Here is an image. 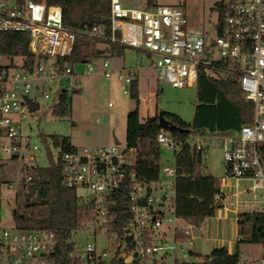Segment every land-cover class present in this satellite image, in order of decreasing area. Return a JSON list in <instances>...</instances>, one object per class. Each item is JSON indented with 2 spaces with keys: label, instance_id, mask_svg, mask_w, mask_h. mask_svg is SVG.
<instances>
[{
  "label": "built area",
  "instance_id": "obj_1",
  "mask_svg": "<svg viewBox=\"0 0 264 264\" xmlns=\"http://www.w3.org/2000/svg\"><path fill=\"white\" fill-rule=\"evenodd\" d=\"M182 2L184 7L177 2H156L137 8L110 0L108 34L100 25L88 33L142 52L157 79L174 88L196 84L200 72L236 78L244 99L252 105L251 121L225 134L199 132L186 139L196 149H204L202 141H211L214 136L221 143L223 180L213 200L219 205L217 209L225 211L229 196L249 188H264V0H215L211 32L190 25L187 10L192 4L189 0ZM0 30L27 32L29 52L41 58L29 68L23 61L7 67L8 61L4 63L0 57V161H20L23 172L13 182L5 176L4 167L0 168L1 201L3 190L12 191L14 186L22 189L41 166L40 147L22 131L20 118L28 111L25 99L36 101L33 91L44 99L55 95L56 101L58 93L67 88L62 80L73 69L58 67L55 59L71 53L75 32L62 24L58 5L33 0H0ZM141 65L136 61L134 67L121 68L118 78L129 85ZM101 66L108 77V60L103 59ZM94 69L95 65H86L84 71ZM123 92L128 93L125 89ZM154 140L159 150H179L166 129L159 128ZM59 159L61 182L75 188L79 200L89 207L92 218L83 227L92 228L94 235L101 231L106 235L107 225L114 218V194H123L129 217L122 233L106 236L116 243L125 264H205L201 248L195 247L197 229L174 213L175 162L174 167L163 168L165 175H173L172 180H161L158 172L155 180L146 181L133 169V150L119 143L101 148L74 146ZM240 180L253 184L233 191ZM258 202L253 196L250 205ZM236 204L241 202L236 200ZM232 212L240 214L236 209ZM179 220L183 225L176 224ZM56 246L52 232L0 226V264H52L48 257ZM73 255L96 257L91 244ZM246 264H264V248L257 259Z\"/></svg>",
  "mask_w": 264,
  "mask_h": 264
},
{
  "label": "trees",
  "instance_id": "obj_2",
  "mask_svg": "<svg viewBox=\"0 0 264 264\" xmlns=\"http://www.w3.org/2000/svg\"><path fill=\"white\" fill-rule=\"evenodd\" d=\"M46 4H55L61 8L62 24L75 32V40L71 53L64 58H56L58 67L73 66L88 58L121 56L126 46L110 43L108 38L91 36L88 30L94 26H102L106 35L109 32L110 0H33ZM156 0H145V6L151 7ZM178 6L184 7L182 0ZM28 33L25 31L0 30V57L5 58L12 67L16 58L23 61V66L33 67L41 58L28 50ZM101 43L103 49L91 47V43ZM25 62V64H24ZM74 89V88H72ZM75 90V89H74ZM61 90L50 111L57 117H62L70 111V101ZM138 85L134 77L129 84V94L135 99L136 106L129 111L125 123L126 147L133 150V169L141 180H155L159 172L160 150L155 144V133L158 126L157 115L139 118ZM196 101L191 122L183 121L178 115L161 112L174 127L171 136L179 145L174 153V213L176 217L200 228L207 217H212L219 207L213 200L218 190L216 178L202 172L204 149L190 146L186 139L191 134L199 132L225 134L237 130L241 125L249 123L252 115V105L243 97L236 78L232 76L213 77L200 72L196 81ZM45 145L46 164L39 166L33 172L32 180L21 190L22 203L13 209V227L17 229L52 232L57 240L54 254L48 257L52 264H125L119 254V249L107 260L100 257L79 258L73 255L75 251L71 237L74 231L91 221L89 207L82 203L75 188L67 187L61 182V164L59 156L70 151L74 145L68 136H41ZM50 144L57 149L54 156ZM5 161H0L3 168ZM116 202L112 208L113 222L107 225L106 235L122 233L129 217L126 201L121 193L114 194ZM113 197V198H114ZM237 221V232L243 231V225L250 222L249 239L251 242L264 245V214L243 213ZM240 240L238 239L237 242ZM205 264H246L240 260L237 252L230 253L226 247L213 248L209 255H204Z\"/></svg>",
  "mask_w": 264,
  "mask_h": 264
},
{
  "label": "rangeland",
  "instance_id": "obj_3",
  "mask_svg": "<svg viewBox=\"0 0 264 264\" xmlns=\"http://www.w3.org/2000/svg\"><path fill=\"white\" fill-rule=\"evenodd\" d=\"M121 1L127 6L145 7V0ZM178 1L180 0H156L158 4H173ZM189 2L192 4L188 5L187 10L190 25L211 32L216 17L215 12L211 9L215 0H189ZM91 47L101 50L104 45L92 42ZM118 57L108 59L110 65L108 77H105L102 72V59L99 60L100 65L97 63L98 60L88 58L73 66L72 73L62 80L67 86L65 93L70 101V111L65 116L57 117L50 111V107L55 102L53 100L55 95L44 99L36 91L32 92L39 108L33 112L25 111L20 120L22 131L31 135L40 147L39 164L43 165L47 162L45 145L41 136L65 135L69 137L74 146L101 148L112 145L114 139L121 146L125 145L126 116L129 111L135 108L136 103L129 94V85L118 78V70L114 69L118 64H122L126 69L134 67L136 61L142 63L136 70L138 111L141 120L155 114V111H157L156 114L161 111L178 115L183 121L191 122L194 106L197 103L196 84L174 88L168 83L158 80L154 69L150 66L149 58L130 47H126L123 55ZM1 61L5 63L6 59L1 58ZM19 62V58L14 60V63L19 64ZM86 65H95L96 69L85 72ZM124 89L128 93H124ZM202 144H205L202 172L216 178L219 185L223 180L221 143L214 136L211 141L203 140ZM50 149L56 156L57 149L51 144ZM159 167L161 180L173 179L172 174L165 175L163 172L165 167H174L172 149H160ZM3 169L5 176L13 182L20 179L23 173L21 162L17 160L6 161ZM252 184L250 180H240L237 181L236 188L232 190H242L245 187H251ZM21 190L16 186L12 191L3 190L0 201V226L13 227L12 211L22 203ZM226 190L230 191L231 189ZM15 192H17V198H15ZM253 196L259 201L255 206L250 205ZM236 200L241 202L239 206L236 204ZM226 205L227 210L216 209L214 216L207 217L201 227L195 230L199 237L195 241V247L201 248V241L205 239L209 249H213L216 247V242H212L211 238L217 233L222 235L226 232L227 236H225L234 240L233 245L230 246L232 251L237 252L243 262L249 263L260 256L264 245L250 241V222H246L243 225V231L238 233L237 221L240 218L239 215L243 213L264 214V188H249L248 191L240 192L236 196H229ZM232 209H236L240 214H233ZM176 224L183 225V221L179 220ZM225 228H228L227 231H223ZM238 239L239 242H237ZM71 241L74 243L75 253L81 251L86 244H91L94 246L96 258L99 256L102 260L109 259L116 250V243L113 240H109L103 231L94 235L92 228L76 229Z\"/></svg>",
  "mask_w": 264,
  "mask_h": 264
},
{
  "label": "water",
  "instance_id": "obj_4",
  "mask_svg": "<svg viewBox=\"0 0 264 264\" xmlns=\"http://www.w3.org/2000/svg\"><path fill=\"white\" fill-rule=\"evenodd\" d=\"M25 103L27 105L29 112H33L39 108V104L36 101L31 100L30 98H26ZM157 120H158V126L160 128L171 130L174 127L172 124L169 123V121L166 118L163 117V115L160 111L157 113ZM114 144H118V141L116 139H114ZM210 250L211 249H209L206 240L202 239V241H201V253L203 255H209Z\"/></svg>",
  "mask_w": 264,
  "mask_h": 264
},
{
  "label": "crops",
  "instance_id": "obj_5",
  "mask_svg": "<svg viewBox=\"0 0 264 264\" xmlns=\"http://www.w3.org/2000/svg\"><path fill=\"white\" fill-rule=\"evenodd\" d=\"M113 57H116V56H107L106 54H104V55H102L101 57H94V58H92V59H94V60H98L97 61V63H98V65H100V62H99V60H103V59H111V58H113ZM119 58V57H118ZM118 64V63H117ZM121 68H124L123 67V65L122 64H118V65H116L115 67H114V69H117V70H120ZM135 78H136V80H137V85H138V79H137V74H135ZM62 83H63V81H62ZM156 112L157 111H155V114H153V115H150V116H147V117H151V116H155V115H157L156 114ZM138 113H139V111H138ZM146 118V117H145ZM141 120V119H140ZM144 119H142L141 121H143ZM226 229V230H225ZM223 231H227V229L228 228H225ZM235 231H236V229H235ZM226 232L224 233V234H222V235H219V233H217V235L216 236H214V237H212L211 238V240H212V242H216V247H214V248H219V247H226L227 248V250L230 252V253H233V251H232V247H230L231 245H233V242H234V240L233 239H230V237L229 238H227L226 236ZM218 243V244H217Z\"/></svg>",
  "mask_w": 264,
  "mask_h": 264
}]
</instances>
